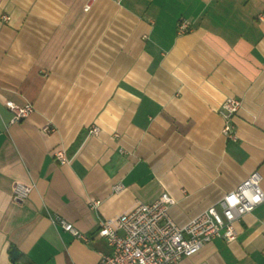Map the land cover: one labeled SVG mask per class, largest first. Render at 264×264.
I'll return each mask as SVG.
<instances>
[{"label": "crops", "instance_id": "1", "mask_svg": "<svg viewBox=\"0 0 264 264\" xmlns=\"http://www.w3.org/2000/svg\"><path fill=\"white\" fill-rule=\"evenodd\" d=\"M263 16L264 0H0V264H99V221L137 203L168 192L183 226L254 171L264 189ZM234 225L181 264H264V203Z\"/></svg>", "mask_w": 264, "mask_h": 264}, {"label": "built area", "instance_id": "2", "mask_svg": "<svg viewBox=\"0 0 264 264\" xmlns=\"http://www.w3.org/2000/svg\"><path fill=\"white\" fill-rule=\"evenodd\" d=\"M88 8L90 4H87L86 9ZM178 30L180 33L187 32L189 23L186 20L179 21ZM7 106L15 112L16 120L27 118L34 111L33 105L19 108L12 102H7ZM241 106V99L236 97L227 98L221 105L223 134L228 139H237L234 118ZM100 132V127L93 125L88 130V135L94 136ZM54 157L61 164L69 162L65 150L55 152ZM262 180V174L254 171L234 190L183 226L177 224L170 215L169 210L175 200L168 192L162 193L154 202H140L114 218L100 220L99 235L112 247V252L101 254L99 264H181L184 257L196 254L217 238L236 239L238 232L235 222L264 203ZM119 187L116 186V189ZM31 190V186L17 183L13 193L15 197L24 199ZM245 192H260L262 201L255 203L249 200ZM233 195L238 198L235 205L229 203V197ZM99 204V201H94L90 207L95 208ZM53 221L74 236L87 239L72 223L61 219Z\"/></svg>", "mask_w": 264, "mask_h": 264}, {"label": "clouds", "instance_id": "3", "mask_svg": "<svg viewBox=\"0 0 264 264\" xmlns=\"http://www.w3.org/2000/svg\"><path fill=\"white\" fill-rule=\"evenodd\" d=\"M245 196L248 197L249 200L255 202V203H260L262 201V194L260 192H257L256 194H252L251 192H245ZM229 203L235 205L238 203V198L236 195H233L229 197Z\"/></svg>", "mask_w": 264, "mask_h": 264}, {"label": "water", "instance_id": "4", "mask_svg": "<svg viewBox=\"0 0 264 264\" xmlns=\"http://www.w3.org/2000/svg\"><path fill=\"white\" fill-rule=\"evenodd\" d=\"M18 253L19 252L16 249L12 250V255H13L14 258L17 257Z\"/></svg>", "mask_w": 264, "mask_h": 264}]
</instances>
